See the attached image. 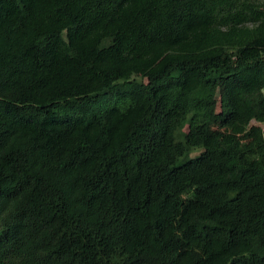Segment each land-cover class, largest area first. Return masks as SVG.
I'll return each instance as SVG.
<instances>
[{"label": "trees", "instance_id": "16d2710c", "mask_svg": "<svg viewBox=\"0 0 264 264\" xmlns=\"http://www.w3.org/2000/svg\"><path fill=\"white\" fill-rule=\"evenodd\" d=\"M257 124L264 0H0V264H264Z\"/></svg>", "mask_w": 264, "mask_h": 264}, {"label": "rangeland", "instance_id": "374dc122", "mask_svg": "<svg viewBox=\"0 0 264 264\" xmlns=\"http://www.w3.org/2000/svg\"><path fill=\"white\" fill-rule=\"evenodd\" d=\"M254 124H256V123H254ZM257 125H260L262 128H264V125H262V124H257ZM195 154H196V153H192L190 157H193ZM189 159H190V158H189V156H188V154H187V155H185L184 157H182V158L179 160L178 164H182V163L188 161Z\"/></svg>", "mask_w": 264, "mask_h": 264}]
</instances>
